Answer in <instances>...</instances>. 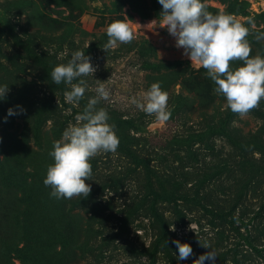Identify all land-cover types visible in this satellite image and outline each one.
<instances>
[{"label":"rangeland","instance_id":"374dc122","mask_svg":"<svg viewBox=\"0 0 264 264\" xmlns=\"http://www.w3.org/2000/svg\"><path fill=\"white\" fill-rule=\"evenodd\" d=\"M202 3L245 23L251 56L264 58V40L255 39L264 32V0ZM161 11L158 0H0V86L9 89L0 100V264H193L208 251L215 264H264V99L247 116H233L227 133L194 144L199 154L185 163L187 197L158 195L166 181L137 164L143 145L165 156L183 153L182 140L216 129L229 111L206 70L191 65L158 26ZM117 20L136 28V39L105 52L107 26ZM77 50L97 71L83 77L85 97L73 105L64 97L70 86L54 84L51 72ZM97 80L110 91L97 108L107 110L119 147L90 159L87 198L57 200L43 183L54 163L49 152L96 95ZM156 82L169 95L164 123L130 103L143 102ZM9 108L18 114L8 116ZM238 216L249 226L255 218L257 248L241 235ZM173 240L189 244L192 255L178 259Z\"/></svg>","mask_w":264,"mask_h":264},{"label":"clouds","instance_id":"9594fccd","mask_svg":"<svg viewBox=\"0 0 264 264\" xmlns=\"http://www.w3.org/2000/svg\"><path fill=\"white\" fill-rule=\"evenodd\" d=\"M158 3L162 6L158 26L166 28L175 38V47L183 49V55L187 56L191 65L206 70L207 77L216 86L214 92L225 98L227 108L240 117L258 108L264 99V58L251 56L252 48L247 39L250 28L232 14L214 15L208 12L202 0H158ZM246 23L255 27L253 17H248ZM136 32L137 29L128 23L114 21L107 26L108 40L102 49L107 52L118 44H129L136 39ZM255 39L264 40V32L255 34ZM233 61H242V66L232 69ZM96 71L85 50H77L71 54L67 64L53 68L51 79L56 85L64 83L70 86V90L64 92L65 101L78 105L87 90V81L83 77H93ZM8 91V85L0 86V100L6 97ZM95 92L96 95L87 100L82 112L76 115V124L63 131L61 140L54 141L53 150L49 152L54 163L47 168L43 183L51 187L50 197L57 200L87 198L91 192V185L85 182L92 177L90 159L101 152L114 153L119 147L115 125L108 123L110 117L107 110L97 108L101 100L109 99L110 91L100 82ZM168 100V93L156 82L143 94V102L133 97L130 103L164 123L171 117ZM23 111L20 108V112ZM17 114L12 108L7 110L8 116ZM172 243L178 249V259L185 260L192 255L189 244H182L179 240ZM202 246L210 248L207 243ZM216 258L214 251H208L193 264H204L205 261L215 264Z\"/></svg>","mask_w":264,"mask_h":264},{"label":"trees","instance_id":"16d2710c","mask_svg":"<svg viewBox=\"0 0 264 264\" xmlns=\"http://www.w3.org/2000/svg\"><path fill=\"white\" fill-rule=\"evenodd\" d=\"M256 109H253L252 111H256ZM235 115L236 114L232 113L229 109V111L224 116V118L221 119V123L218 127H216V129L208 127L198 133H193L192 134L193 136H189L187 139L182 140L183 143L187 146L184 149L183 153H181L180 151H178L179 153L178 152L176 153L171 150L165 156L164 154H160L154 149H152L150 145H148V147L147 145H143L144 148L143 151L140 154H137V160L139 161V163L137 164H139L143 169V171L146 174H149L150 177H152V175L154 174L156 176H160L161 178L159 179L158 177V181L160 180L163 182L164 180L166 181V184L169 186V188L162 189V191L160 192V194L158 193V195L162 197L168 195L169 198H177V199L188 196V187L186 184L188 182L187 176L190 173L189 171L186 170L185 163L188 162L187 160L188 157L190 156L194 157L195 155L199 154L198 148L193 147L194 144L196 142L202 144L205 143L210 137L209 136L210 133L213 132L227 133L226 130H228V124ZM155 160H160L161 162L160 166L154 163ZM237 218L243 222L245 227V232H240L241 235L247 241L248 244L252 245L254 248H257L256 245H254L255 239L253 238V232H252L253 229H251V226L252 228L254 226L253 224L255 223V218L251 219L253 222L251 226H249L250 222H245L243 217L238 216ZM262 256L264 257V254H262Z\"/></svg>","mask_w":264,"mask_h":264}]
</instances>
